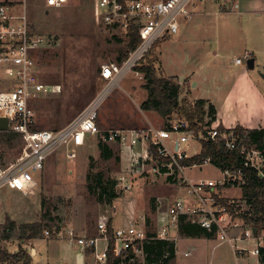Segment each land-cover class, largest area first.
Returning a JSON list of instances; mask_svg holds the SVG:
<instances>
[{"label": "rangeland", "instance_id": "obj_1", "mask_svg": "<svg viewBox=\"0 0 264 264\" xmlns=\"http://www.w3.org/2000/svg\"><path fill=\"white\" fill-rule=\"evenodd\" d=\"M9 1L16 4L26 2L28 19L35 31L46 40L36 53L37 75L49 86L56 84L60 88L59 92L32 103L36 112L35 124L47 129L63 127L103 91L106 82L101 79L98 68L105 62H116L119 51L126 48L127 36L117 29L95 24L92 18L93 0H67V3L51 8L46 7L45 0ZM242 1L243 8L238 10H246L244 16L241 17L237 9H232L234 0H221V8L232 12L224 14L217 6V14L197 15L191 22L181 23L180 30L159 41L143 61L152 60L159 68V74L168 75L177 82L179 77L186 76L179 83V100L184 99L193 105L197 99H203L206 112L208 105L213 104L214 119L208 113L204 116L205 121L211 122L208 127L221 124L229 129L239 124L245 128H264V77L261 76L264 73V0ZM187 24L189 27L183 32ZM245 54L253 56L254 68L246 66ZM237 57L242 60L239 65L234 64ZM3 76L0 68V87L5 84ZM143 80L128 72L106 92L96 121L99 132L89 135L86 144L77 149L72 160L66 158L63 152L51 155L45 167L38 172V185L32 193L2 188L0 221L10 216L17 224L39 220L42 214L40 198L44 196L52 204H57L55 221L48 229L50 235L41 237L47 240L65 239L69 230L78 236L98 235L97 223L103 215L109 217L112 224L115 218H120L124 221L120 223L122 225L144 215L148 225L154 229L155 215L163 208L164 202L177 194L174 186L163 175L148 171L141 175L128 173L126 153L123 160L116 159L119 154L117 143L110 142L114 155L107 160L100 156L97 146L98 134L109 129H140L147 125L159 127L168 122L152 111L140 109V103L147 94L141 86ZM179 117V113L173 114L170 121ZM19 147L8 149L0 146L2 159L7 163L14 160L20 153ZM185 149L188 155H195L200 150L199 140L189 141ZM90 169L103 171L115 180L119 197L112 203H98L87 192L86 173ZM186 173L194 180L221 175L216 166L208 163L197 165ZM122 175L125 180L118 182ZM223 194L228 199L240 198L242 191L231 188ZM260 233L264 234V230ZM0 242L10 251L17 250L16 240L8 244L3 240ZM176 243V264H259L256 256L248 252L238 255L228 243L218 242L216 238L191 241L179 236ZM100 244L104 242L100 241ZM53 245L52 242L35 241L26 246L28 251L32 247L38 251L31 256V264L70 261L73 248L68 243L59 241L56 245L58 252ZM242 245L250 249L254 244L249 241ZM184 251H189V254L184 256ZM57 253H65V256L58 259ZM133 261L145 264L144 254L137 253L130 262Z\"/></svg>", "mask_w": 264, "mask_h": 264}, {"label": "built area", "instance_id": "obj_2", "mask_svg": "<svg viewBox=\"0 0 264 264\" xmlns=\"http://www.w3.org/2000/svg\"><path fill=\"white\" fill-rule=\"evenodd\" d=\"M46 7H59L67 0H45ZM197 1L203 0H93L92 18L100 27L117 29L129 39L131 27H136L141 39L139 44L121 62H105L99 67V75L106 82L105 88L95 96L88 106L68 124L57 129L36 128V112L32 103L42 97L59 92L58 85L49 86L37 75V52L46 43L45 37L35 31L28 19L26 2L0 1V68L5 84L0 87V116L8 119L7 131L18 133L23 143L19 155L5 166H0V191L10 188L22 193H32L38 185L37 174L54 153L63 152L72 160L79 147L86 144L89 135L99 132L98 112L106 92L117 84L125 74L133 72L139 79L143 74L136 66L143 64L146 56L159 41L174 35L183 21L191 19ZM244 58H248L245 54ZM241 64V58H235ZM182 120L168 121L155 127L147 125L136 128L109 129L105 140L119 146L118 157L129 160L128 173L141 175L144 171L163 175L174 186L177 195L164 202L155 216L154 230L149 229L144 215L114 229L112 237L107 236V222L104 217L97 223L98 235H76L67 232L86 264H106L109 251L123 259L125 252L142 253V242L147 239L178 238L181 219L200 225L221 243H228L235 253H251L257 258L264 246V234L243 219L245 203L240 198H225L223 194L231 188H240L245 183L242 168H253L264 177V152L239 135L233 128L221 131L217 126H203L197 132L187 131ZM208 139L223 142L228 150H235L241 158L242 167L219 169L221 175L213 178L192 179L188 173L197 165H184L189 158L185 146L191 140ZM126 153V154H125ZM125 154V155H124ZM213 165V164H211ZM215 166V165H214ZM125 180L120 176L117 181ZM128 184L125 185V188ZM1 201V196H0ZM152 235H148V232ZM45 237L50 235L47 229ZM105 241L101 250L98 240ZM253 242L247 249L242 243ZM92 249L91 253H87ZM185 252V255H188Z\"/></svg>", "mask_w": 264, "mask_h": 264}, {"label": "trees", "instance_id": "obj_3", "mask_svg": "<svg viewBox=\"0 0 264 264\" xmlns=\"http://www.w3.org/2000/svg\"><path fill=\"white\" fill-rule=\"evenodd\" d=\"M129 39L125 49L120 50L116 58V62L121 63L128 55L129 51L133 50L141 39L136 27H131L129 31ZM118 41H121L117 37ZM134 69L143 74V83L141 86L147 91L146 97L141 101L140 109L143 111H152L165 121H169L173 114L179 113L181 117L178 119L185 123L182 128L187 131H199L205 125H210L211 122L204 120V116L208 113L211 119H214L215 106L208 105V111L205 109V101L197 99L192 104H188L186 100H179V92L181 86L179 82L171 77H166L159 74L152 60H147L140 66ZM99 70V68H98ZM100 72V70H99ZM167 124V123H166ZM221 130H228L221 124L217 125ZM38 129L37 124L34 129ZM59 127H55L57 129ZM53 129V130H54ZM233 129L241 136L254 144L258 149L264 152V128H245L239 124ZM98 149L100 156L104 160L112 158L114 155L113 148L109 141L105 140L106 132L98 134ZM200 150L195 155L190 156L182 161L184 165L191 166L202 164L204 160H209L210 164L215 165L219 169H234L242 167L240 155L235 150L225 148L223 142H214L213 140L201 139ZM23 143L22 137L18 133L10 131H0V146H5L8 149L18 148L21 150ZM18 152H15L18 153ZM116 159L120 158L118 155ZM7 162L0 155V166H5ZM245 173V183L240 187L242 194L241 200L245 203L246 208L243 212V219L246 223L252 224L259 230H264V177H261L253 168H242ZM115 180L106 175L103 171H92L90 169L86 173V189L91 193L95 200L101 204H110L113 200L119 197V193L115 190ZM40 208L42 214L37 221L17 224L14 220L6 217L3 223H0V240L15 238L20 244L16 252H11L6 246H0V264H31V254L25 248V245L33 240L43 237L45 230L51 229L55 221V210L57 204L54 205L44 196L40 198ZM107 236L112 237L114 229L110 223L107 224ZM178 233L182 237H207L213 236V231L201 227L200 225L192 224L189 221L181 219L179 222ZM152 235V232H148ZM87 236H96L91 234ZM176 243L168 239H145L142 242V253L144 254L145 264H176ZM92 249H88L87 253H91ZM135 254L132 249L125 252L123 259L115 257L111 251L108 253L106 264H140L133 260ZM259 264H264V246L261 247L258 257Z\"/></svg>", "mask_w": 264, "mask_h": 264}, {"label": "crops", "instance_id": "obj_4", "mask_svg": "<svg viewBox=\"0 0 264 264\" xmlns=\"http://www.w3.org/2000/svg\"><path fill=\"white\" fill-rule=\"evenodd\" d=\"M4 1H6V0H4ZM7 1H9V0H7ZM243 1H245V0H243ZM243 1H242V3H243ZM247 1V0H246ZM220 2H221V0H203V1H197L196 2V4H195V7H194V10L192 11V16H191V19L190 20H187V21H183V22H181V23H184V22H191V20H193L194 18H195V16H197V15H201V16H208L209 14H217V12H216V7L218 6V7H220V10H222L223 11V13L224 14H226V13H230V12H232L231 10L229 11V10H226L225 8H221V5L222 4H220ZM241 0H234V4H233V8L232 9H239V8H243V7H241ZM248 8V7H247ZM250 9V8H249ZM254 10V9H253ZM262 10H264V9H262ZM234 12L236 11V10H233ZM255 11V10H254ZM233 12V13H234ZM245 12H247L246 10H244V11H241V10H238L237 11V13L238 14H240L241 15V17L242 16H244V13ZM255 12H257V11H255ZM189 27V24H187L186 26H185V29H183V32L186 30V28H188ZM182 28V27H181ZM180 30V26H179V29H178V31ZM182 30V29H181ZM177 31V32H178ZM176 32V33H177ZM173 36V35H172ZM246 52H248V51H246ZM250 55V57H253L251 54H249ZM234 64H236L235 62H234ZM237 65H239V64H237ZM167 77H169L168 75H167ZM186 78V76H182V77H179V83H182V81H183V79H185ZM189 81H191V78L189 79ZM193 84H195V82L193 83ZM147 95V94H146ZM144 99V98H143ZM218 122H220L219 120H218ZM247 126V125H246ZM250 126V125H249ZM227 127V126H226ZM254 127V126H253ZM259 127V126H258ZM257 127V128H258ZM177 195V194H176ZM175 195V196H176ZM169 198V197H168ZM170 199V198H169ZM172 199V198H171ZM128 209L130 210V209H132L131 207H128ZM127 211V210H126ZM135 212L137 213V210H135ZM141 216L142 215H139L138 217H137V219H134V221H136V220H140V218H141ZM156 216V215H155ZM102 217H104L105 219H106V222H107V224H109V223H111L110 222V218L109 217H107L106 215H103ZM124 217V216H123ZM126 217V216H125ZM129 217V216H128ZM11 220H14L11 216L9 217ZM131 218V217H130ZM120 219V218H119ZM118 219V217L117 218H115L114 219V221H113V224L111 223V227L113 228V229H115V228H117L118 226H120V225H122V224H120V223H123L124 221L123 220H119ZM124 219V218H123ZM5 220V219H4ZM129 220V219H128ZM34 221H36V220H34ZM132 221V219H130L129 221H127L126 223H128V222H131ZM154 221H155V218H154ZM4 221H0V223H3ZM148 222L149 221H147V224H148ZM126 223L125 224H123V225H126ZM153 225L155 226V224L153 223ZM149 226V225H148ZM155 228H156V226H155ZM154 228V229H155ZM149 229H151V227H149ZM154 229H152V230H154ZM180 235L178 234V237H179ZM49 237V236H48ZM180 237H182V236H180ZM186 238H190L191 239V241H197L198 239H202V240H206V239H214L215 238V236L213 235L212 237H210V238H207V237H197V238H193V237H186ZM16 239L15 238H10V239H5V240H3V242L4 243H7L8 244V242L10 241H15ZM65 241L66 243H68L69 244V246H71L72 248H73V254L72 255H70V261H67V260H61V264H77L76 263V259H77V254L80 252L79 251V248H78V246H76V244L74 243V241L73 240H70L69 238H68V236L66 235V238L65 239H56V240H47V238H39V239H33V240H31V241H29L26 245H25V248H26V246H29V245H31V244H34L35 243V241H37V243L39 242V241H45V243L47 244V243H53L54 245V247H56V250L57 249H59L58 248V246H56L57 245V243L59 242V241ZM0 241H2V240H0ZM17 241V240H16ZM100 241H103L104 242V246L103 245H101L100 244ZM175 243H176V240H175ZM17 250H18V248H19V246H20V244L18 243V241H17ZM105 241L104 240H101V239H99L98 240V242H97V245H99L98 247H99V249H103L104 247H105ZM0 246H3L2 245V243L0 242ZM7 248H8V246H6ZM176 251H177V243H176ZM16 250V251H17ZM10 251V250H9ZM16 251H11V252H16ZM30 252V254H31V256L32 255H35V254H37V248L35 247H32L31 248V251H29ZM57 252H58V250H57ZM185 252H188L189 253V251H184V256H187V255H185ZM53 254V253H52ZM65 253H61L60 255H58V253H57V255H56V258H58V259H61L62 257H64L65 255H64ZM236 254H238V253H236ZM238 255H240V254H238ZM74 256H75V259H74ZM68 258H69V256H68ZM136 258V254H135V256H134V258H133V260ZM258 259V258H257ZM86 258H83V261H82V263L83 264H86ZM259 260V259H258Z\"/></svg>", "mask_w": 264, "mask_h": 264}, {"label": "water", "instance_id": "obj_5", "mask_svg": "<svg viewBox=\"0 0 264 264\" xmlns=\"http://www.w3.org/2000/svg\"><path fill=\"white\" fill-rule=\"evenodd\" d=\"M246 66H248V68H254V58L253 57H248L246 59ZM262 77H264V73L261 75ZM8 129V119L4 116H0V131H7ZM254 232H257V227L253 228ZM83 255L82 252H79L77 254V259H76V263L77 264H83Z\"/></svg>", "mask_w": 264, "mask_h": 264}]
</instances>
